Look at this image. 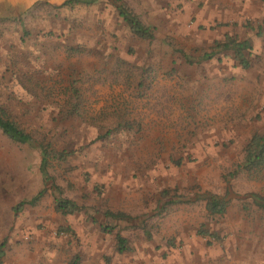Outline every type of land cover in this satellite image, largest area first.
Masks as SVG:
<instances>
[{
	"label": "rangeland",
	"instance_id": "rangeland-1",
	"mask_svg": "<svg viewBox=\"0 0 264 264\" xmlns=\"http://www.w3.org/2000/svg\"><path fill=\"white\" fill-rule=\"evenodd\" d=\"M37 1L0 22V108L34 140L0 130V264H264V155L246 162L264 137V0L217 15L201 0L186 19L178 6L174 27L141 13L151 41L123 0ZM41 144L64 153L48 175L79 211L56 209Z\"/></svg>",
	"mask_w": 264,
	"mask_h": 264
},
{
	"label": "trees",
	"instance_id": "trees-1",
	"mask_svg": "<svg viewBox=\"0 0 264 264\" xmlns=\"http://www.w3.org/2000/svg\"><path fill=\"white\" fill-rule=\"evenodd\" d=\"M68 4H79L88 6L96 2L97 0H67ZM38 3H42L41 1H37ZM118 15L119 17L126 23L129 27L130 31L136 37L144 40H153L154 35L152 30L145 26L139 17L134 13L133 10L126 7L125 5H118ZM6 19H1L0 22L5 21ZM24 35H28V32L24 33ZM226 43L223 45L225 49H231L234 51L235 56L239 58V62L242 64L243 68L248 67V62L243 58L241 52L246 49L245 43H237L236 41L232 40L231 38L226 39ZM218 46V45H217ZM214 55V54H213ZM208 55L206 59H210L213 56ZM0 130L3 134H5L9 139H11L15 143L19 144H30L33 143L34 140L30 134L25 133L22 129L19 128L16 122H14L7 112L4 109L0 108ZM42 145V146H41ZM39 147L41 149V161H40V170L43 176V183L45 186H49L48 189L52 191V195L54 197V203L56 209L60 211L62 214H72L80 210L75 203L66 199L62 196V192L59 187L54 183L53 178L49 177L48 175V165L49 162L54 159L55 157H59L61 159L64 158V153H57L55 152L49 144H41ZM264 155V137L254 136L250 142L247 151L246 162L249 164L255 165L258 160H260ZM179 163V162H177ZM44 190L40 191L35 197H33L29 202V205H34L37 201L41 199L43 196ZM226 203L223 198H216L215 196H210L207 198V209L210 214H219L222 215L225 212ZM24 204L18 205V207ZM18 208L16 209V212ZM106 217H109L111 220H126L128 219L125 216L120 214H107ZM102 231L106 233H111L112 229L109 228L108 225L102 226ZM116 239V246L118 252H123L126 250V239L123 238L120 233L116 232L115 234ZM3 246V244H2ZM1 248V247H0Z\"/></svg>",
	"mask_w": 264,
	"mask_h": 264
},
{
	"label": "crops",
	"instance_id": "crops-1",
	"mask_svg": "<svg viewBox=\"0 0 264 264\" xmlns=\"http://www.w3.org/2000/svg\"><path fill=\"white\" fill-rule=\"evenodd\" d=\"M43 1V0H42ZM124 1V2H123ZM121 1L123 5L129 7L134 11L135 14L139 16L140 14H149L147 26L150 25L152 28H157L158 22L163 18L165 22L170 23L172 27H174V22L179 23V21H175L173 17V13H180L178 10V6H182L181 16L184 18H188L190 16V11L196 13L195 8L200 9L199 2L201 0H191V2H186L184 0H123ZM210 1V0H208ZM37 2V0H36ZM127 4H126V3ZM206 2V1H205ZM263 2V1H262ZM35 2H33L34 4ZM213 10L215 14H224V13H237V8L234 6L243 7V12H245V7H248L246 11L250 10L252 5V0H213L212 2ZM94 4V3H93ZM32 6V3L29 0H0V18L1 19H9L15 16L16 14H22L27 11ZM176 8L170 14V10L168 8ZM215 19V16L213 17ZM183 19V20H185ZM212 17H210L211 21ZM142 20V19H140ZM205 21V20H204ZM208 21V22H209ZM182 22V21H181Z\"/></svg>",
	"mask_w": 264,
	"mask_h": 264
},
{
	"label": "water",
	"instance_id": "water-1",
	"mask_svg": "<svg viewBox=\"0 0 264 264\" xmlns=\"http://www.w3.org/2000/svg\"><path fill=\"white\" fill-rule=\"evenodd\" d=\"M43 1H49V0H43Z\"/></svg>",
	"mask_w": 264,
	"mask_h": 264
}]
</instances>
